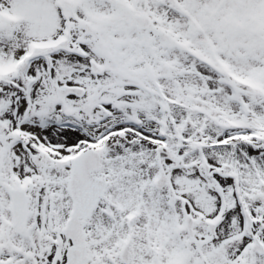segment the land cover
<instances>
[{
  "label": "snow or ice",
  "instance_id": "snow-or-ice-1",
  "mask_svg": "<svg viewBox=\"0 0 264 264\" xmlns=\"http://www.w3.org/2000/svg\"><path fill=\"white\" fill-rule=\"evenodd\" d=\"M0 264H264V0H0Z\"/></svg>",
  "mask_w": 264,
  "mask_h": 264
}]
</instances>
